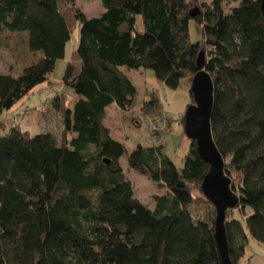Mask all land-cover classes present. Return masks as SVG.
Segmentation results:
<instances>
[{"label": "trees", "instance_id": "obj_1", "mask_svg": "<svg viewBox=\"0 0 264 264\" xmlns=\"http://www.w3.org/2000/svg\"><path fill=\"white\" fill-rule=\"evenodd\" d=\"M197 2L101 0L104 13L88 18L76 0H0V50L5 32L21 34L38 56L17 78L0 74V117L65 59L72 28L61 5L81 24L76 61L64 77L78 99L64 112L61 136H33L18 125L0 135V264H222L215 211L205 221L195 210L192 189H201L210 170L196 143L178 168L159 148L128 153L104 125L109 107L127 112L138 94L121 68L151 70L177 90L198 74L201 52L214 83L213 139L239 199L226 217L232 264H240L249 238L264 245L262 0ZM192 21L201 27L197 43ZM149 93L142 112L162 116L161 101ZM125 154L131 170L167 189L154 210L136 198L120 163ZM238 207L252 211L244 222L233 216Z\"/></svg>", "mask_w": 264, "mask_h": 264}, {"label": "rangeland", "instance_id": "obj_2", "mask_svg": "<svg viewBox=\"0 0 264 264\" xmlns=\"http://www.w3.org/2000/svg\"><path fill=\"white\" fill-rule=\"evenodd\" d=\"M213 0H198L199 7L210 5ZM228 7L238 4L228 1ZM76 7L88 18L100 17L104 13L101 0H76ZM61 10L69 20L72 28L71 42L67 46L66 57L56 64L54 73L46 83L37 87L33 92L21 100L12 110L0 117V135L8 133L13 126H20L23 131L31 135L54 133L61 136L64 130V112L73 109L78 99L72 89L64 85V77L70 62L76 61L75 53L80 43L81 24L77 21L69 7L61 5ZM200 11V10H199ZM137 29L143 31L142 18H138ZM202 38L201 27L195 21L190 24V41L197 43ZM42 55V53H40ZM38 60V56L29 52L27 38L21 34H3V46L0 50V74L19 77L24 67ZM127 76L137 89L134 106L123 112L113 105L108 108L104 125L109 129L112 137L123 143L128 153L138 146L144 148H159L178 167L183 168L185 158L191 148V141L185 132L182 120L193 100L190 95L192 81L184 80L181 87L172 90L161 85L159 90H153L150 81L156 80L151 70L128 71ZM149 92H155L161 101L163 112L159 115H146L142 112L144 101L149 98ZM58 100V101H57ZM60 104L59 109L55 103ZM127 154L120 160L124 173L134 184L135 196L150 209H155L157 197L167 196L164 187L150 181L147 177L131 170L128 165ZM195 198V210L203 220L213 217L215 208L198 187L192 189ZM250 209H236L233 216L241 221L251 214ZM216 214V211H215ZM240 264H264V245L249 238L244 257Z\"/></svg>", "mask_w": 264, "mask_h": 264}, {"label": "water", "instance_id": "obj_3", "mask_svg": "<svg viewBox=\"0 0 264 264\" xmlns=\"http://www.w3.org/2000/svg\"><path fill=\"white\" fill-rule=\"evenodd\" d=\"M261 9L264 16V0L261 2ZM198 15L199 9L191 12L193 18ZM205 64V53L201 52L197 59L199 72L193 78L191 87L194 104L186 112L184 127L187 137L196 143L200 158L210 166L201 190L216 211L215 239L222 264H232L229 257L226 217L229 210L239 205V199L231 190V179L225 175V161L213 139L211 116L214 106V83L205 70Z\"/></svg>", "mask_w": 264, "mask_h": 264}, {"label": "crops", "instance_id": "obj_4", "mask_svg": "<svg viewBox=\"0 0 264 264\" xmlns=\"http://www.w3.org/2000/svg\"><path fill=\"white\" fill-rule=\"evenodd\" d=\"M126 74H128V73H126ZM150 84H151L152 88H154L153 90H159L160 84L157 80H151Z\"/></svg>", "mask_w": 264, "mask_h": 264}]
</instances>
